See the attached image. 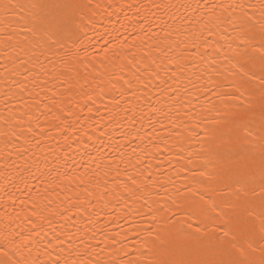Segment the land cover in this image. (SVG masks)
I'll use <instances>...</instances> for the list:
<instances>
[{
    "label": "bare ground",
    "instance_id": "bare-ground-1",
    "mask_svg": "<svg viewBox=\"0 0 264 264\" xmlns=\"http://www.w3.org/2000/svg\"><path fill=\"white\" fill-rule=\"evenodd\" d=\"M55 2L71 3L73 0ZM230 2L234 0H92V10L87 12L83 21L78 20L80 27L75 29L78 37H74L75 43L69 40L64 48L53 49L56 55L48 52L46 55L50 58L40 54L43 49L33 47L30 34L14 35L7 48L0 45V244L4 243L5 236L12 239L15 233L17 242L22 238L29 242L28 246L33 248L30 256L37 264L41 259H47L45 252L51 250L52 244L57 246L56 253L61 256L73 255L70 249L79 246L83 250L87 245L99 254L97 258L103 256L107 259V252L113 245L109 243L106 247L104 241L109 238L123 240L122 235L116 234L127 232L133 221H141L137 208L143 200H137L135 204L129 201L131 207L126 206L123 200L109 197L105 181L107 188L111 189L114 184L128 182L130 175L143 180L150 172L149 180H156L157 184L140 194L147 197L149 203L162 202L168 194L162 185L174 191L169 176L175 181V187L185 183V173L175 176L172 164H177L178 157L187 153H177L175 148L157 153L153 145L163 149L160 136L167 134L159 125V135H152L143 143L132 139L131 135H135L137 130L140 135H144L145 131L151 133V120H163L170 127L163 112L175 103L177 90L185 98H189L185 88L203 95L192 82L204 85L207 79L204 63L197 58L195 63L188 64L183 73L173 76L174 65L170 60L182 49L168 45L175 40L183 42L186 39L189 43L194 40L198 44H202L204 39L216 42L219 40L217 33L231 40L236 35L231 24L224 23L218 28L209 23L201 34L202 25L197 23L201 10L207 16L208 6ZM241 2L259 4L260 0ZM96 4L100 7L95 8ZM163 5L175 7L166 9ZM182 5L188 6L187 11ZM170 16L173 19L170 20ZM163 21L168 22L170 31L179 28L180 33L187 30V34H174L167 43H159L164 39L160 31ZM3 31L0 25V33ZM154 32H159L160 36L154 37ZM137 36L141 39L133 45V38ZM76 48L86 49L89 55L85 61L82 51L80 62L71 65V72H65L66 65L61 58L69 60V56L65 55L66 49L72 53ZM224 50L227 51L226 45ZM129 60L134 63L129 64ZM153 60L155 63H152ZM145 65L153 71L151 77L145 73ZM57 73H65L71 79L70 102L68 96L62 95L64 87L59 80L53 79ZM117 77L130 79L133 83V87L121 89L123 95L111 88V83L122 85L123 80L117 81ZM137 79L140 83L136 82ZM149 79L151 84L145 88L144 84ZM21 84L27 85L23 92L19 90ZM53 91L55 97L52 96ZM88 95L92 96L94 104L93 100L87 99ZM50 98H54L57 104H52ZM61 108L65 111L71 109V113L65 115ZM187 110L183 108L181 113ZM25 113L31 115V121ZM171 115L175 117L174 108ZM18 120L24 123H17ZM29 124L32 131L27 130ZM171 131L175 133L179 129ZM137 156L140 163H137ZM117 165L119 176L116 175ZM81 174L84 176L81 177ZM67 177H81L84 182L81 183L80 179L69 182ZM53 178L62 187L47 186ZM85 198L94 205L89 213L78 217L65 211L69 206L75 208L76 203ZM33 199L51 210L44 212L45 219L38 220L30 215ZM21 200L28 202L25 212L21 211L25 208ZM66 216L70 218L65 219ZM93 232L95 238L88 239ZM135 239L130 235L123 242L131 248L136 246L132 243ZM61 248L65 252L61 253ZM101 248H105V252H100Z\"/></svg>",
    "mask_w": 264,
    "mask_h": 264
},
{
    "label": "snow or ice",
    "instance_id": "snow-or-ice-1",
    "mask_svg": "<svg viewBox=\"0 0 264 264\" xmlns=\"http://www.w3.org/2000/svg\"><path fill=\"white\" fill-rule=\"evenodd\" d=\"M99 7V4L95 5V8ZM163 7L167 9L175 5ZM182 7L187 11L188 6ZM197 7L200 8L199 5ZM217 9L220 11L217 12ZM90 10L92 0H73L71 3H57L55 0L47 3L0 0V25L4 29L0 33V45L7 48L14 35L30 34L33 47L43 49L40 54L50 58L46 55L48 52L56 55L53 49L64 48L69 40L75 43L74 37L78 38L75 29L80 27L78 20L83 21ZM206 11L207 16L201 10L197 18V23L202 25L201 34L209 23L218 28L228 23L233 26L236 35L230 40L228 36L217 33L219 40L216 42L204 39L202 44H198L194 40L189 43L186 39L183 42L175 40L168 45L182 49L170 60L174 65L173 76L183 73L188 64L195 63L197 58L204 63L207 72L204 85L198 86L192 82L203 95L185 88L189 97L185 98L177 90L175 103L163 112L170 127L163 120L156 119L151 120V133L145 131L144 135H140L137 130L135 135L130 134L132 139L143 143L150 136L159 135V125L167 134L160 136L163 149L159 145H153L157 153L169 151L170 148H175L177 153H187L186 156L178 157L177 164H172L175 176L185 173V183L175 187V181L169 176L174 191L162 185L168 194L163 197L162 202L149 203L147 197L140 194L147 192L149 186L154 188L157 184L156 180H149L150 172L143 180L130 175L128 182L114 184L111 189L107 188L105 181V191L109 197L123 200L126 206L131 207L129 201L135 204L137 200H143V204L137 208L141 221H133L127 232L116 234L122 235L123 240L109 238L104 241L106 247L109 243L113 245L111 251L107 252V259L103 256L97 258L99 254L94 249L90 250L87 245L83 250L79 246L69 250L75 258L67 254L61 256L56 253L57 246L52 244L51 250L45 252L47 259H41L39 264H264V0H260L259 4H246L241 0L212 4ZM169 19L173 18L170 16ZM188 23L191 24V21ZM169 27L168 22L163 21L160 31L163 32L164 39L159 43H167L174 34H187V30L180 33L179 28L170 31ZM209 32L212 34L211 30ZM152 35L158 38L160 33L154 32ZM140 39L139 36L134 37L132 44L135 45ZM219 41L225 43L221 44ZM225 45L227 51L224 50ZM69 49L65 52L69 60L61 58L66 65L65 72H71V65L80 62L82 51L85 61L89 55L86 49L76 48L72 53ZM128 63L133 64L134 61L129 60ZM225 64L226 68L223 67ZM144 71L149 77L153 75L147 65L144 66ZM27 78L26 76L25 79ZM53 79L59 80L64 87L62 95L68 96L70 102V90L73 87L71 79L65 73H57ZM116 79L123 80L122 85L111 83V88L117 91L133 87L130 79ZM136 82L140 83L139 79ZM149 84L151 79L144 87L147 88ZM26 88L27 85L24 84L19 86L20 92ZM123 94L121 91V95ZM55 95L53 91L52 96ZM87 99L93 100L91 95ZM50 100L52 104H57L54 98ZM173 108L175 117L171 115ZM183 108L188 110L181 113ZM60 110L65 115L71 113V109ZM88 111L91 112L92 109L89 108ZM27 115L31 121V115ZM17 123L23 124L24 121L18 120ZM171 129L179 131L173 133ZM27 130L32 131L31 124ZM136 159L140 163L139 156ZM116 175H120L119 165ZM81 177L67 179L69 182L80 179L83 183ZM47 186L62 187L55 178ZM28 191L31 192V189ZM27 203L21 200V204L25 205L22 212L27 211ZM31 207L30 215L38 220L46 218L45 211H51L47 205L38 203L35 199L32 200ZM92 207V202L85 198L76 203L75 208L69 206L65 211L79 217L89 213ZM27 219L26 216L25 220ZM88 219L91 220V215ZM32 227L35 228L36 224L33 223ZM12 235V239L5 236L4 243L0 244V264H37L30 256L33 248L28 246L29 242L24 238L17 242L15 233ZM95 235L93 232L88 239H94ZM130 235L136 237L132 242L136 246L131 248L123 242ZM96 243L99 244L100 241L97 240ZM99 251L105 252V248ZM60 252L65 250L61 248Z\"/></svg>",
    "mask_w": 264,
    "mask_h": 264
}]
</instances>
